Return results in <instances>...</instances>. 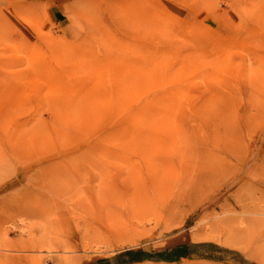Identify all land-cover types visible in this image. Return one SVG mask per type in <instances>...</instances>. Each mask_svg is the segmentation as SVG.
Listing matches in <instances>:
<instances>
[{
	"label": "rangeland",
	"instance_id": "obj_1",
	"mask_svg": "<svg viewBox=\"0 0 264 264\" xmlns=\"http://www.w3.org/2000/svg\"><path fill=\"white\" fill-rule=\"evenodd\" d=\"M0 264H264V0H0Z\"/></svg>",
	"mask_w": 264,
	"mask_h": 264
}]
</instances>
